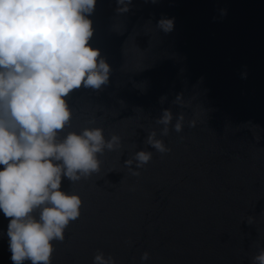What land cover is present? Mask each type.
<instances>
[{
	"label": "water",
	"instance_id": "95a60500",
	"mask_svg": "<svg viewBox=\"0 0 264 264\" xmlns=\"http://www.w3.org/2000/svg\"><path fill=\"white\" fill-rule=\"evenodd\" d=\"M117 7L97 0L88 17L89 44L112 72L102 90L70 93L65 132L100 127L121 148L106 150L90 178H62L61 190L82 205L63 242H53L51 264H93L97 251L115 264H251L264 248V0ZM160 19H173V30H160ZM163 109L173 124L183 115L180 133L170 125L159 135ZM153 130L169 152L144 143ZM139 150L152 159L133 176L123 162ZM7 224L0 211V264H13Z\"/></svg>",
	"mask_w": 264,
	"mask_h": 264
},
{
	"label": "clouds",
	"instance_id": "9594fccd",
	"mask_svg": "<svg viewBox=\"0 0 264 264\" xmlns=\"http://www.w3.org/2000/svg\"><path fill=\"white\" fill-rule=\"evenodd\" d=\"M97 0H0V211L8 218L6 235L13 264H51L53 242H63L70 222L80 216L81 198L61 190L100 172L104 152L121 148V138H105L100 127L71 128L70 93L100 91L112 68L99 49L90 46L94 29L88 18ZM117 13H126L132 0H116ZM157 27L173 30V19ZM177 95L173 103H179ZM164 98H161L163 103ZM182 114L163 109L155 119L159 135L183 130ZM63 133V135H61ZM182 139V137H181ZM144 143L155 151H170L150 131ZM152 152L139 150L124 160L139 176ZM133 165L135 167L133 168ZM251 223V219H249ZM149 253H142L146 261ZM93 264H115L97 251ZM251 264H264V248Z\"/></svg>",
	"mask_w": 264,
	"mask_h": 264
}]
</instances>
